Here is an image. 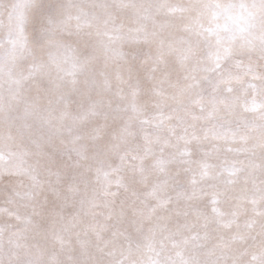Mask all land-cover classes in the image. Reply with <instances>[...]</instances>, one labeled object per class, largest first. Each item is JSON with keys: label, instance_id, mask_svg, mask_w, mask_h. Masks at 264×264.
Returning <instances> with one entry per match:
<instances>
[{"label": "clouds", "instance_id": "9594fccd", "mask_svg": "<svg viewBox=\"0 0 264 264\" xmlns=\"http://www.w3.org/2000/svg\"><path fill=\"white\" fill-rule=\"evenodd\" d=\"M0 264H264V0H0Z\"/></svg>", "mask_w": 264, "mask_h": 264}]
</instances>
